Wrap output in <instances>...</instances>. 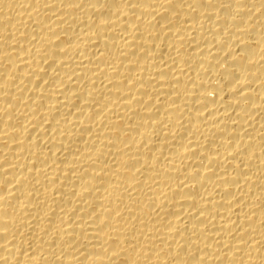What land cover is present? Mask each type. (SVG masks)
Wrapping results in <instances>:
<instances>
[{"label":"bare ground","instance_id":"obj_1","mask_svg":"<svg viewBox=\"0 0 264 264\" xmlns=\"http://www.w3.org/2000/svg\"><path fill=\"white\" fill-rule=\"evenodd\" d=\"M0 264H264V0H0Z\"/></svg>","mask_w":264,"mask_h":264}]
</instances>
